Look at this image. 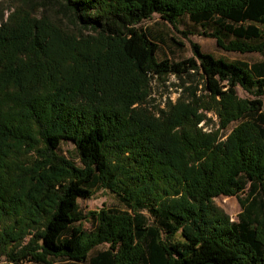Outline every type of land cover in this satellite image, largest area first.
Returning <instances> with one entry per match:
<instances>
[{
  "label": "trees",
  "instance_id": "trees-1",
  "mask_svg": "<svg viewBox=\"0 0 264 264\" xmlns=\"http://www.w3.org/2000/svg\"><path fill=\"white\" fill-rule=\"evenodd\" d=\"M10 1L0 3V258L264 264V61L195 43L192 56L159 59L137 26L157 13L175 27L186 14L213 23L201 33L225 50L264 52V0ZM170 75L180 92L160 107L151 81ZM207 112L220 129L238 122L219 139L198 125ZM64 140L78 162L59 151ZM247 184L231 220L213 199ZM96 187L125 209L83 213L78 199Z\"/></svg>",
  "mask_w": 264,
  "mask_h": 264
},
{
  "label": "rangeland",
  "instance_id": "rangeland-1",
  "mask_svg": "<svg viewBox=\"0 0 264 264\" xmlns=\"http://www.w3.org/2000/svg\"><path fill=\"white\" fill-rule=\"evenodd\" d=\"M4 6L11 4L10 0H0V3ZM9 9L5 10V16L9 13ZM138 27L146 30L154 41L157 43V58H170L172 60H178L194 55L192 44H198L202 51L212 54L216 58H223L228 61H244L248 65L254 63H260L264 61V52L259 51H235V50H225L217 45L216 39L211 36L202 34V30L211 31L213 29V23L208 22L204 25L200 23H194L190 21L189 17L184 14L180 16L176 21V26L174 27L168 21L162 19L157 13H154L149 19L142 20ZM262 31V38H264V28L260 27ZM183 32H188L183 33ZM232 35H226L224 37L225 41L231 39ZM175 76L170 75L166 80H152L151 81V94L150 98H154V103L158 104L160 107L164 106V102L167 99L174 101L180 92L179 88L173 85L176 82ZM238 96L253 97L246 90L242 89L240 86L236 88ZM261 112L264 114V100L261 108ZM207 116L211 119L209 124L206 126L204 122H200L198 125L203 126V130H219V139L225 138V135L221 134L224 129H220L219 118L213 112H207ZM238 121L231 122L223 133L228 132ZM214 125V126H211ZM59 151L78 162L77 153L74 148L72 141L64 140L59 145ZM248 192V184L245 188L238 194L234 195H218L214 197L213 202L220 209H222L231 220L237 219V214L241 211V206L239 204V198H245ZM78 206L83 213L89 211H97L99 208H111L117 210L125 209L124 203L111 191L105 188H94L93 195L89 198H79ZM83 227L89 229L92 227L89 221H83ZM106 245L96 246L91 253L105 248ZM52 264H66L65 260L61 258H53L51 260ZM0 264H10L4 257L0 258Z\"/></svg>",
  "mask_w": 264,
  "mask_h": 264
}]
</instances>
